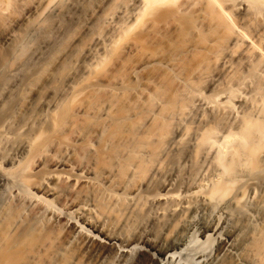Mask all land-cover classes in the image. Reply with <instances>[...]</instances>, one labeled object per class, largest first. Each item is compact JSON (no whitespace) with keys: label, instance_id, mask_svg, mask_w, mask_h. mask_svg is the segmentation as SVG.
Segmentation results:
<instances>
[{"label":"bare ground","instance_id":"1","mask_svg":"<svg viewBox=\"0 0 264 264\" xmlns=\"http://www.w3.org/2000/svg\"><path fill=\"white\" fill-rule=\"evenodd\" d=\"M0 264H264V0H0Z\"/></svg>","mask_w":264,"mask_h":264},{"label":"rangeland","instance_id":"2","mask_svg":"<svg viewBox=\"0 0 264 264\" xmlns=\"http://www.w3.org/2000/svg\"><path fill=\"white\" fill-rule=\"evenodd\" d=\"M64 4H60V5H62L61 7L62 8H60V9H63L62 10V12H61V14L63 15H61L62 16V19L60 20V15H58L56 18H54V17H52L51 18V16H49V15H47V16H44L45 14H46V12L47 11H45V13H44V15H43V17H41L40 16V19L38 20V22H39V26L38 27H40L41 29H39L38 30V35H36V37L33 39V41L29 44V48H32L30 51L28 50V52L27 53H25L24 55H23V57H22V61L23 60H27V58L30 56V54L32 53V51L35 49V48H37L39 45H41L42 44V42H46V40L48 41V39L51 37V35L52 34H54L55 33V31H53V30H56V27H57V25H58V22H60L63 26H67L68 25V23H70L69 21H68V13H70L71 12V8H69V6H68V3L65 5V2H63ZM67 6V7H66ZM70 9V10H69ZM69 11V12H68ZM68 12V13H67ZM68 14V15H67ZM47 17V18H46ZM50 17V18H49ZM45 18H46V20H45ZM63 19H64V21H63ZM66 19V20H65ZM41 20V21H40ZM56 21V22H55ZM63 21V22H62ZM68 22V23H67ZM30 23L31 22H28V24L30 25ZM65 23V24H64ZM28 24H27V26H25V29H27L28 28ZM53 31V32H52ZM82 31V27H81V25H78V27L77 26H75V29L73 28V31H71V33L70 34H68L69 35V39L71 40L72 38H73V36L74 35H76V34H79L80 32ZM77 32V33H76ZM73 33V34H72ZM73 36H72V35ZM47 35V36H46ZM50 35V36H49ZM70 35H71V37H70ZM52 37H53V35H52ZM157 39L158 40H160V36L159 35H157ZM68 38H65L66 40H64V45H67V44H69V39ZM36 39V40H35ZM42 39H44L43 41H42ZM162 40H163V37L161 38ZM50 40V39H49ZM38 41V42H37ZM66 41V42H65ZM34 42V43H33ZM41 42V43H40ZM39 44V45H38ZM24 58V59H23Z\"/></svg>","mask_w":264,"mask_h":264}]
</instances>
